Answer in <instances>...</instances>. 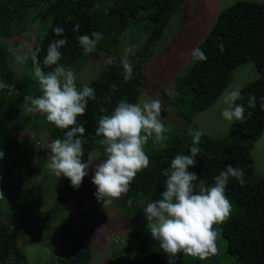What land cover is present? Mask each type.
<instances>
[{"label": "trees", "instance_id": "trees-1", "mask_svg": "<svg viewBox=\"0 0 264 264\" xmlns=\"http://www.w3.org/2000/svg\"><path fill=\"white\" fill-rule=\"evenodd\" d=\"M184 1L0 0V151L4 153L0 158V167H16L22 151L25 152L24 150L29 148V143L19 135V115L15 111L21 109L25 97L33 93L35 83L29 76H19L14 71L13 59L4 40L11 36L14 24L20 25V31L25 30L21 22L27 15L34 16L31 8L39 2L47 3L43 12L36 13V16L50 19V25L34 54L42 67L47 47L54 39L67 40L60 49V63L66 67L80 56L90 57L99 51L117 47L121 42L122 33L134 22H148L147 29L151 28L150 35L140 49L135 53H127L129 61L132 57L141 58L137 63L131 64L133 78L130 81L123 80V54L113 58L102 75L89 85L94 88L96 99L89 100L86 114L78 117V122L86 121V132L82 137L85 141L82 161L86 162L87 153L101 147V137L95 134L100 116L110 114L122 99L129 103L138 102L143 83L142 62L154 50V46ZM77 24L80 26L79 30L73 31ZM57 26L64 29L61 37H57L53 32ZM92 32L102 33L103 38L93 52L86 54L77 37L91 35ZM199 49L207 59L201 60L197 57L191 68L178 81L182 96L191 95L194 112L214 104L231 82L233 71L238 65L254 61L261 73L258 79L241 90L243 99L236 103L245 107V119L234 122L235 135L231 139L204 138L198 145L202 151L195 157L196 165L188 170L195 172L199 179L208 185L214 183L213 178L227 165L243 170V185L235 178L229 179L225 194L232 204V212L227 221L216 227L222 230L220 235L226 240L227 252L234 255L239 264H264V176L255 174L252 156L255 142L264 132V110L260 108V104L264 102V1L240 0L224 10ZM30 61L33 62L32 58ZM44 70L50 71L51 67H44ZM112 84H116L117 88H110ZM249 95L256 97L257 106L254 109L247 107ZM101 109L106 112H101ZM49 129L54 139L63 138L66 131L52 124ZM189 146L175 144L155 153L149 166L137 174L129 191L122 195L120 203L126 212L145 217L143 207L148 202L159 199L163 191L166 177L162 175L161 170L168 168L177 154H189ZM72 192L73 187L68 180L61 195L64 204L68 202ZM32 204L33 201L25 204L23 216L36 208ZM11 220L12 217L6 220L0 217V264H30L28 254L20 245L19 231ZM132 236L141 244L138 255L133 258L135 264L140 262L138 256L142 259L151 256L152 264L167 262L168 257L159 248V242L152 239L150 232L138 235L134 229ZM92 248L91 242L78 239L66 251L65 256L59 259V264H89L92 260ZM126 262L132 261L116 257L112 264H127Z\"/></svg>", "mask_w": 264, "mask_h": 264}, {"label": "rangeland", "instance_id": "rangeland-1", "mask_svg": "<svg viewBox=\"0 0 264 264\" xmlns=\"http://www.w3.org/2000/svg\"><path fill=\"white\" fill-rule=\"evenodd\" d=\"M237 1L240 0H185L154 50L142 62L143 83L138 102L149 98L159 99L162 104V123L171 130L166 133L168 138L163 144L154 145L153 138L149 139L145 152L150 161L159 150L175 144L191 145L192 137L187 134L189 130L203 133L200 142L206 137L231 139L235 135V121L229 122L222 118L221 112L225 107L222 96L236 87L242 90L261 76L254 61L238 65L233 71L231 82L214 104L197 112L193 110L191 95L182 96L178 81L193 65L197 58L193 56V50L199 49L218 16ZM46 4L39 2L31 8L34 16L27 15L21 22L25 30L20 31V25L14 24L11 36L4 40L13 59L14 71L19 76L33 79V62L30 60L50 25V19L36 16V13L43 12ZM147 24L132 23L122 33L117 47L99 51L90 57L80 56L66 66L75 72L77 87L90 85L100 77L110 58L112 60L123 55L126 50L127 53H135L140 49L151 32ZM140 59L139 56L132 57L130 63L135 64ZM33 82L35 89L26 97L40 95L38 82L34 79ZM25 103L15 112L19 115V135L29 143V148L22 151L16 167H0V217L5 220L12 217V224L19 231L20 245L28 254L30 264H59V259L78 239L93 245L89 264H112L116 257L132 261L127 264H135L133 258L138 255L141 244L134 239L132 231L136 229L138 235L149 233L146 218L126 212L120 203L122 196L112 204L102 206L94 196L96 187L91 183V171L78 190L73 188L70 199L64 204L61 195L66 188L67 178H57L43 166L48 154L47 145L54 140L50 135L51 124L44 115L27 112ZM252 156L255 174L264 176V132L256 140ZM103 158V148L100 147L96 159ZM30 201L36 208L23 216L25 204ZM217 249L216 254L203 260L180 254L176 264H239L236 257L227 252L226 240L221 235L217 239ZM137 258L140 262L136 264L153 263L151 256Z\"/></svg>", "mask_w": 264, "mask_h": 264}, {"label": "clouds", "instance_id": "clouds-1", "mask_svg": "<svg viewBox=\"0 0 264 264\" xmlns=\"http://www.w3.org/2000/svg\"><path fill=\"white\" fill-rule=\"evenodd\" d=\"M79 27L75 25L73 31H78ZM53 32L61 37L64 29L57 26ZM102 38V33L92 32L91 35L78 36L77 40L87 54L96 49ZM66 43L65 38H57L47 47L43 65L51 67L50 71H45L33 55L32 74L38 82L40 95L25 97V110L40 113L49 124L66 130L63 138L48 143L43 166L57 178L63 176L70 180L76 190L91 171V183L96 187L94 196L102 206H107L126 194L137 174L149 166L150 160L145 152L149 139L153 138L154 145L163 144L168 138L166 133L171 130L162 123L159 99L149 98L142 103H129L122 99L110 114L100 116L95 128L96 136L101 137L99 145L103 148L104 158L96 159L97 150L92 149L87 153V161H82L85 154L82 137L86 132V121L78 122V117L86 114L88 102L96 99V93L87 84L78 88L75 72L60 63V49ZM127 51L121 59L125 82L133 78ZM193 56L207 59L198 48L193 50ZM110 88L116 89L117 85L112 84ZM242 99L239 87L222 96L225 107L221 115L224 120L233 122L245 119V107L236 103ZM256 106V97L249 95L247 107L254 109ZM260 108L264 110V102ZM100 111L106 112L105 109ZM248 116H251V112ZM187 134L192 137L189 154H177L170 166L161 170L166 180L160 198L148 202L142 209L147 220L146 227L168 257L167 264H176L180 254L201 260L216 254L217 239L222 231L216 226L227 221L232 212V204L225 194L226 186L230 177L241 185L245 183L243 170L232 165L220 171L211 185L199 179L195 172H190L188 169L195 167V157L202 151L198 145L203 133L189 130ZM3 155V151H0V158Z\"/></svg>", "mask_w": 264, "mask_h": 264}]
</instances>
